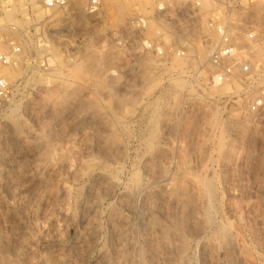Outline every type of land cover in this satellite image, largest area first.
I'll list each match as a JSON object with an SVG mask.
<instances>
[{
  "label": "rangeland",
  "instance_id": "obj_1",
  "mask_svg": "<svg viewBox=\"0 0 264 264\" xmlns=\"http://www.w3.org/2000/svg\"><path fill=\"white\" fill-rule=\"evenodd\" d=\"M66 1L0 0V264H264V110L113 38L190 0Z\"/></svg>",
  "mask_w": 264,
  "mask_h": 264
},
{
  "label": "built area",
  "instance_id": "obj_2",
  "mask_svg": "<svg viewBox=\"0 0 264 264\" xmlns=\"http://www.w3.org/2000/svg\"><path fill=\"white\" fill-rule=\"evenodd\" d=\"M262 0H190L172 7L161 3L156 7L154 26L151 20L139 15L130 16L124 25L113 32L117 43L125 41L139 53L165 62L173 59L183 64L186 79L195 90L231 89L240 87L241 98L248 113L264 110V86H258L251 53L260 45L256 25L249 17V7ZM45 9L66 11V0H37ZM99 1L89 0L84 12L99 13ZM205 48L207 55L198 61L197 48ZM19 53L18 48L9 54H0V65L8 66ZM174 73L181 70L174 69ZM176 75V74H174ZM253 87H257L251 91ZM11 99L9 81L0 76V101Z\"/></svg>",
  "mask_w": 264,
  "mask_h": 264
},
{
  "label": "bare ground",
  "instance_id": "obj_3",
  "mask_svg": "<svg viewBox=\"0 0 264 264\" xmlns=\"http://www.w3.org/2000/svg\"><path fill=\"white\" fill-rule=\"evenodd\" d=\"M143 2H144V4H148L149 0H143ZM261 4L264 5V0L258 2V4H256V5H261ZM142 6H143V5H142ZM254 7H255V5H254ZM122 13H123V8H121V9L119 10V12H118V15H119L118 18H119V19L122 17V16H121ZM150 24H151V23H150ZM149 26H150V25H149ZM203 52L205 53V55H203ZM206 55H207V50H206L205 48H201V47H199V48H197V49L195 50V58H196L198 61H200V59L202 60L203 58H205ZM202 56H204V57L202 58Z\"/></svg>",
  "mask_w": 264,
  "mask_h": 264
}]
</instances>
